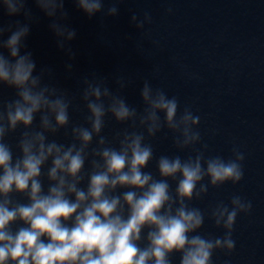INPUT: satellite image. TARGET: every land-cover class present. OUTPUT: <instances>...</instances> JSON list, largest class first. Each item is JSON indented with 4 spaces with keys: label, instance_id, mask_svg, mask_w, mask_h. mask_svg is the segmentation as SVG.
I'll use <instances>...</instances> for the list:
<instances>
[{
    "label": "clouds",
    "instance_id": "9594fccd",
    "mask_svg": "<svg viewBox=\"0 0 264 264\" xmlns=\"http://www.w3.org/2000/svg\"><path fill=\"white\" fill-rule=\"evenodd\" d=\"M29 2L0 0V13L23 17L0 20V264H173L176 256L179 264H214L217 252L231 254L237 218L252 203L233 195L202 210L192 202L210 188L239 184L244 153L233 147L228 158L208 155L201 117L148 79L139 106L129 103L133 81L123 74L110 83L93 72L78 79L75 92L64 87L28 50L40 19ZM66 2L31 0L50 21L71 76L77 31ZM71 2L91 19L118 16L125 0ZM130 22L143 34L152 15L133 13ZM74 112L83 113L82 123ZM110 122L122 127L106 134ZM161 135L186 156H157L153 141ZM153 162L157 175L146 171ZM206 220L223 235H202Z\"/></svg>",
    "mask_w": 264,
    "mask_h": 264
}]
</instances>
